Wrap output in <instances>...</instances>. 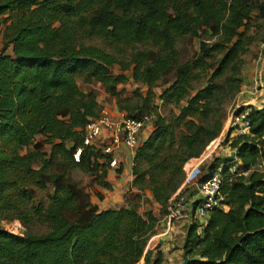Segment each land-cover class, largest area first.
I'll return each mask as SVG.
<instances>
[{"label": "trees", "instance_id": "obj_1", "mask_svg": "<svg viewBox=\"0 0 264 264\" xmlns=\"http://www.w3.org/2000/svg\"><path fill=\"white\" fill-rule=\"evenodd\" d=\"M254 27L264 29V0H0V264H164L148 245L185 165L223 132L259 39ZM128 72L146 94L123 95ZM80 81L101 83L125 118L153 117L133 154L124 205H99L114 189V152L101 137L85 144L104 107ZM249 119L250 133L225 137L233 154L199 166L198 184L220 173L229 208L198 218L192 189L182 262L264 264V107ZM114 168L124 169L119 161ZM147 199L159 213L141 212ZM4 220L28 230L15 233Z\"/></svg>", "mask_w": 264, "mask_h": 264}, {"label": "built area", "instance_id": "obj_2", "mask_svg": "<svg viewBox=\"0 0 264 264\" xmlns=\"http://www.w3.org/2000/svg\"><path fill=\"white\" fill-rule=\"evenodd\" d=\"M264 49V41L261 44ZM264 59V52H259L257 56V62H261ZM253 93L258 94V100L255 103L251 102H239L236 98V108L231 111L226 124L228 129L227 133H233V135L248 134L251 131V121L249 114L254 107H264V79H259L258 83L253 88ZM234 101V102H235ZM153 119L152 116H145L143 119L125 118L123 115L114 117L107 110H104L102 115L97 119H92L86 127L85 144H92L104 135L109 138V142L104 146L106 153H113L117 148L124 144L133 154L136 148L139 146L140 133L143 126ZM214 149L206 151L201 158H198V162L195 165H190L192 169L188 171L189 177L193 174V171L198 167L207 157H209ZM81 149L75 154L76 160L79 159ZM110 165L116 167L118 160L113 158ZM232 172H236V166L231 168ZM187 173V172H186ZM243 174L247 175L248 170H242ZM222 178L220 173H216L207 181L198 184V195L200 202L196 208V215L198 218H205L211 210L215 208H226V196L222 191ZM185 183L174 195V202L170 203L168 207V214L163 218L167 225V230H170L175 220L186 217L187 214L184 211L188 208V198L184 194L182 188ZM173 198V199H174ZM172 199V200H173Z\"/></svg>", "mask_w": 264, "mask_h": 264}, {"label": "rangeland", "instance_id": "obj_3", "mask_svg": "<svg viewBox=\"0 0 264 264\" xmlns=\"http://www.w3.org/2000/svg\"><path fill=\"white\" fill-rule=\"evenodd\" d=\"M252 31L255 32L258 35L259 39H258L257 42H255L253 44L251 51L245 57L246 58V64H245V67H244L243 72H242V77H243V79L245 81L243 82L242 89L246 88V83L247 82L249 83L248 78L252 79V77H251L252 74L250 75V73L246 71L247 67H250L251 65H253V63H254V61L256 59L255 57L258 55L259 52H264V49L261 46L262 42L264 41V39H262V37L264 36V29L261 28V27L260 28L254 27V28H252ZM187 48L189 50H191V46L190 45H188ZM115 71H116V73L120 72L118 67H116ZM128 75L130 77V81L127 82L126 84H123V85L119 86L120 90H122L123 95L125 97L126 96H133V94L137 90L139 92H142L143 94H146L148 88L146 86H144V85H140V84L135 83L133 81L132 77H131V73L130 72H128ZM80 86H81L82 89L87 90V91L92 90V89L96 90L97 94H98V100L103 105L104 110H107L110 113H111L112 110L116 111V101H117L116 97H113L110 94H108L101 83L95 81V82H93L92 84L89 85V84H85L82 81H80ZM162 89H163L162 86H158L155 89V91L159 94L162 91ZM234 101H235V98L228 105L230 111H233L236 108V101L235 102ZM161 112L166 114L168 112V109L167 108H163V109H161ZM226 127L227 126L225 124L222 134L218 138H216L206 148L207 151L212 149V148L214 150L212 151L211 155L209 157H207V159H205L206 161L204 160L205 162H209L213 158V156H216V155H230L231 152H234L233 148L231 147V143L230 142H225V137L228 135L227 134L228 129ZM42 139H43V136L39 135V136H37L36 141H39V140H42ZM50 151H51V144L50 143L45 144L44 152L46 154H48V153H50ZM195 161H197V160H195ZM190 165H191V163H190ZM190 165L186 164L185 165V170H186V168H188V171L190 170V172H191L192 169L189 168ZM192 165H194V164H192ZM188 171H186L187 172V177H186V180L184 182L185 185L182 188V190L184 191V194H186L189 197V196H191V193H193L192 189L195 187L194 183L196 182L197 174H195L193 172V174H191L190 177H189ZM87 182L88 181L86 179V183ZM126 187H124L123 191H122V192H124V191L126 192L125 195H124V198H131L132 194H130L127 191ZM94 200H96V199L94 198ZM112 201L115 202L116 199H112ZM120 203H121L120 200H118V201L115 202V204H112V206L113 205H119ZM150 208L153 209L154 212L159 213L160 206L158 204L155 205V203H152V201H150L148 199L145 200L140 205L141 212H145L146 210H148ZM184 213H186V212H184ZM183 218H186V217H183ZM183 218H181V219H183ZM177 220H179V219H177ZM1 224L6 229H9V230H11V231H13L15 233H25L28 230L19 220H14V221H11V222H7V221L4 220V221L1 222ZM188 225H189V223H186L185 228H184L185 232L187 231ZM30 229H31V231L37 232V233L45 231V228L43 226H40V225H32L30 227ZM182 232L183 231H179V233L173 234L172 235V239H169L168 241H166V246L167 245H170V246L169 247L165 246L166 248H168L166 250H167V253L169 255L168 256L165 255L164 264H181L182 263V259L178 258V252L174 253V251H177V250L180 249V245L182 244V240H183L184 235H185ZM149 247L160 248L161 244L158 243L157 240H155L154 246H153V244H149ZM142 263H143V261H141L138 264H142Z\"/></svg>", "mask_w": 264, "mask_h": 264}, {"label": "crops", "instance_id": "obj_4", "mask_svg": "<svg viewBox=\"0 0 264 264\" xmlns=\"http://www.w3.org/2000/svg\"><path fill=\"white\" fill-rule=\"evenodd\" d=\"M1 44H2V36L0 35V46ZM257 56L255 57L256 59L253 65H251L250 67H247L246 69V71L249 72L250 75L252 74L251 75L252 79L248 78L249 83L246 81L247 82L246 88H243L241 92L239 93V95L236 97V99L239 102L255 103L258 100V94L253 93V88L258 83L259 79H264V59L261 62H257ZM111 115L114 117H117V116L123 115V113L118 112L117 110L116 111L112 110ZM150 130L151 129L148 128L145 131H143L142 133L143 139H145L148 136ZM232 135L233 133H231V136ZM106 137H107V134L104 135L102 138L103 144L109 142L108 140L109 138H106ZM231 154H233V152H231L230 155ZM113 156L120 162V164H123L124 169L122 173H118L117 168L112 167V169H110L109 174H108V180L112 183L114 189L106 192V198L103 201L99 202V205L102 208H111V207H117V206L124 205L126 203L125 198H124V195L126 192L125 191L122 192L123 188L127 186L126 188L128 191L131 185V181L133 179V175H132L133 153L124 144H122L119 148H117L114 151ZM195 160L197 159L191 160L190 162H188V164L190 163L194 165L197 164L198 160L197 161ZM199 166L196 167L195 170L193 171L195 174H197L196 182L194 183L195 188H197V185H198L197 180L201 174ZM146 197L150 200L152 199L150 193H148ZM196 197H198L197 194H196ZM112 199H116V201L120 200L121 203L119 205L112 206V204H115L116 202V201L115 202L112 201ZM226 208H229V206L227 205ZM186 223H189L188 218L175 220L173 227L170 230H167L166 222L164 221V219H161L157 227V233L151 238L149 244H153L154 246V242L155 240H157L158 243L161 244V247L159 249H161L164 255L168 256L169 254L167 253V250H166L168 248L166 247L167 246L169 247L170 245L166 246V241H168L169 239H172V235L179 233V231H183L182 233L186 234L185 229H184ZM184 238H185V235H184ZM184 238L182 240V244L184 242ZM182 244L180 245L179 250L174 251V253L178 252V258H181V259H182V248H181ZM148 248H153V247H149L148 245Z\"/></svg>", "mask_w": 264, "mask_h": 264}, {"label": "water", "instance_id": "obj_5", "mask_svg": "<svg viewBox=\"0 0 264 264\" xmlns=\"http://www.w3.org/2000/svg\"><path fill=\"white\" fill-rule=\"evenodd\" d=\"M181 264H188V259H185Z\"/></svg>", "mask_w": 264, "mask_h": 264}]
</instances>
